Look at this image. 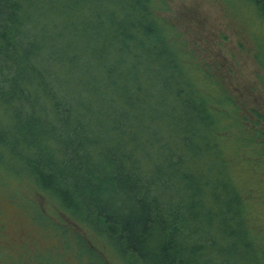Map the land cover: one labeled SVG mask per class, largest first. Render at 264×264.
Segmentation results:
<instances>
[{"label":"trees","instance_id":"trees-1","mask_svg":"<svg viewBox=\"0 0 264 264\" xmlns=\"http://www.w3.org/2000/svg\"><path fill=\"white\" fill-rule=\"evenodd\" d=\"M222 1L264 23V0ZM168 9L0 0V167L54 205L41 219L78 226L59 225L37 264H264V222L239 185L246 168L264 184V127L185 48ZM147 147L165 169L150 171ZM176 181L182 197L167 192Z\"/></svg>","mask_w":264,"mask_h":264},{"label":"rangeland","instance_id":"rangeland-1","mask_svg":"<svg viewBox=\"0 0 264 264\" xmlns=\"http://www.w3.org/2000/svg\"><path fill=\"white\" fill-rule=\"evenodd\" d=\"M166 2L169 9L161 14L178 28L185 48L199 58L201 66L211 68L230 93L238 94L239 100L245 105L243 108L250 121L248 124L256 128L264 127V71L255 60V42L250 33L253 29L252 32L264 42V23L259 20L261 25L259 22L255 24L246 13L225 4L222 0H166ZM253 111L258 113L261 120L257 119ZM141 153V158L150 164V171H153L156 165L163 169L167 167L166 158L158 152V148L147 147ZM4 154L9 155L5 152ZM235 161V156H232L231 162ZM242 162L244 160L236 161L235 170ZM244 166L246 168V163L242 167ZM241 170L239 181L242 184L239 185L248 191L245 194L246 201H254V204L250 205L253 211L249 210L248 213L254 214L253 223L262 225L264 199L261 201L260 199L264 184L260 179V173L253 176L248 168ZM30 183L29 180L18 181L13 173L6 172L0 167V214L4 215L7 226L4 232L6 237L0 239V264L9 261L7 254L2 252L6 250L4 246H10L16 251L14 253L7 248L13 255V264H19V257L26 259L28 256H37L38 250L55 249L52 245L58 248L61 244L55 238H47L45 231H38L26 225L23 205L28 198L48 206L43 198L34 195ZM174 190L182 197V183L176 181L174 187L168 188L167 192ZM10 200L14 201L15 205ZM62 218L64 223L61 222ZM59 219L61 226L70 224L64 216L59 215ZM118 261L114 259V263L120 264Z\"/></svg>","mask_w":264,"mask_h":264},{"label":"flooded vegetation","instance_id":"flooded-vegetation-1","mask_svg":"<svg viewBox=\"0 0 264 264\" xmlns=\"http://www.w3.org/2000/svg\"><path fill=\"white\" fill-rule=\"evenodd\" d=\"M39 197L43 198L45 201V203H47L46 205L48 206H44L40 203H37L36 201H31L30 200H26V204L23 205L24 210H23V214H24V218L26 219L27 223L26 225H28V227L30 228H36L38 231H45V233L47 234V238L50 236L51 239L55 238L57 240L58 234H57V230H58V222H57V217H54L52 214H47L46 216H44V219H41L35 212L36 208L41 209L42 211L47 212L49 210H53L55 211V207L52 203H49V201L47 199H45L42 195H39ZM11 203H13V205H15L14 201L10 200ZM70 224L66 225V228H78L77 225H75L74 222L69 221ZM72 223V224H71ZM6 222L4 221V215L0 214V239L3 238L4 236V232H5V228H6ZM6 237V236H4ZM1 245V243H0ZM5 247V251H3L5 254H7V257L9 259V261L6 264H13L12 259L13 255H11V253L9 251H7L9 248L14 252L15 250H13L12 247ZM52 247H56V245H52ZM8 248V249H7ZM47 250V249H46ZM50 251H52V253L55 252V249H49ZM40 251V250H38ZM16 252V251H15ZM14 252V253H15ZM43 252H40L39 254H41ZM38 255V253H37ZM16 258V257H15ZM24 257H19L18 260L20 259V263L19 264H37V256H28V258L23 259ZM5 260V258H4ZM4 263V262H3Z\"/></svg>","mask_w":264,"mask_h":264}]
</instances>
